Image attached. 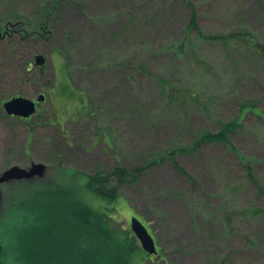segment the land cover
I'll return each instance as SVG.
<instances>
[{"label":"rangeland","instance_id":"374dc122","mask_svg":"<svg viewBox=\"0 0 264 264\" xmlns=\"http://www.w3.org/2000/svg\"><path fill=\"white\" fill-rule=\"evenodd\" d=\"M192 1L201 29L216 39L183 52L173 46L190 18L184 0H58L50 34L38 24L57 0H0V27L21 21L34 34L0 38L7 85L23 93L35 88V73L26 70L35 55L47 59L40 86L48 103L38 137L49 165L44 178L61 186L55 196L50 189L29 198L24 208L0 205L7 263L30 264L32 254H40L34 263L80 264L85 252L91 256L99 241L85 239L82 226L94 229L80 222L91 218L71 215L72 203L97 209V228L107 226L109 234L100 232L104 249L96 252L100 263L264 264V217L254 212L264 209V57L230 37L249 32L264 42V5ZM244 103L257 104L260 116L248 113L230 139L251 161L263 194L226 144L182 151L201 133L235 120ZM174 150L177 165L167 155ZM156 158L161 162L152 167ZM117 166L147 170L118 189L115 204L101 203L87 190L88 177ZM27 211L38 221L25 220ZM133 216L154 237L158 255L142 249L131 230ZM38 230L44 238L35 235ZM126 236L130 255L120 250Z\"/></svg>","mask_w":264,"mask_h":264},{"label":"flooded vegetation","instance_id":"af4514ba","mask_svg":"<svg viewBox=\"0 0 264 264\" xmlns=\"http://www.w3.org/2000/svg\"><path fill=\"white\" fill-rule=\"evenodd\" d=\"M6 30V25L3 28L0 27V38H6L7 36L11 37L13 35L22 34L23 32L21 26H15L14 24H10L8 32H6ZM23 39L25 38L23 37ZM38 55L39 54L34 56V60H32L30 64L31 68L26 70L27 72L35 73L32 79V84L36 86L35 88L28 87V91H26L27 93L12 90L7 85L9 78L6 77L7 75L5 73L0 72V178H2L7 171L14 167L21 168L27 173H30L38 164L46 165L47 169L42 174H35L24 178H15L0 183L1 207H14L17 209L24 208V205L27 204L29 198L44 197L45 192L50 189L53 190L55 196L57 192L59 193V188H61L60 184L48 180L46 181L44 178L49 165L46 164L42 159L38 135L41 133L44 127V118L46 112L45 105L48 103V95L45 93L44 87L40 86L46 66H36L35 60ZM19 98L34 103L35 112L31 116L22 117L8 113L6 104L14 99ZM20 179H31L34 181L30 183H28V181L20 182ZM13 180L17 181L15 185H7ZM24 217L27 221L29 218H31V222L38 221V216L31 213V211H27ZM53 234V232H49L47 238L50 239ZM35 235H37L39 238H44L45 231L38 230ZM84 238L88 239L89 242L99 241V245L97 244L96 249H104L101 246L103 245L102 239H104V237L100 232L85 230ZM29 253H32L31 250ZM32 255L33 256L31 258L30 264H36L34 262L37 259V255L40 254ZM85 255L87 258L88 254L86 252ZM7 256L8 249L0 240V264H9L7 263ZM27 259L28 258H26V260ZM80 264L86 263H83L81 260Z\"/></svg>","mask_w":264,"mask_h":264},{"label":"trees","instance_id":"16d2710c","mask_svg":"<svg viewBox=\"0 0 264 264\" xmlns=\"http://www.w3.org/2000/svg\"><path fill=\"white\" fill-rule=\"evenodd\" d=\"M184 1L186 2L188 6L190 18H189L187 29L184 34V38L181 40V42L173 46L175 51L181 50L183 52L189 49L188 46L191 47L197 41H213L216 39V37L214 36L206 35L201 29L199 25V21H198L199 14H198L197 6L195 5V3H193L192 0H184ZM259 2L262 5H264V0H259ZM57 4H58V0L56 3V6H54V8L52 7L53 9L51 8L50 10L49 8L48 9L45 8L46 13H45L44 19L38 24L39 26L38 28L41 29L43 34L51 33L49 30L50 28H49V22H48L49 15L50 13L53 14L54 10L57 9ZM10 24H14V22L7 20L5 23L6 28H7L6 32H8L10 28ZM23 24L24 23L20 21V22L15 23L14 25L22 26ZM22 31H23L22 37L24 38L28 37L29 35L33 33V32H28V28L26 26L22 28ZM230 37L233 38L234 40H238L246 44L247 49L251 52L252 55L254 56L261 55L262 57H264V42L259 40L258 37L254 36L253 34L249 32H242L239 34L231 35ZM143 67H145V65H143ZM68 68H69V65H68ZM164 81L165 80H162L161 82L163 83ZM167 85L169 84L166 82V86ZM257 106H258L257 104H250V103L242 104L240 114L235 120L228 122V123H223L218 132L201 133L199 135V138H197V140L195 141L194 145L191 148L183 149L182 151L184 152L198 151L201 148V146H203L206 143L226 144L227 146H229L232 152L235 153L239 157V159L245 164V167L248 172V178L258 186V189L261 191V194H263L262 187L259 186V184L257 183L258 182L257 177L255 175V171H254L251 161L241 155V153L233 146V144L231 143V139H230V135L236 130H238L240 127H242L243 121L246 118V115L248 113H254L255 115L260 116L256 112ZM167 155H169L170 158L173 159L174 164L177 165L176 157L178 153L174 150L171 154H167ZM160 162L161 160L156 158L151 162L150 165L154 167ZM146 170H147L146 167L127 169L124 167L117 166L114 169V171L109 174H105V175L96 174L91 177L89 176L87 180L86 188L91 193L96 195V197L101 201V203L105 202L107 205L115 204L117 200L119 199L118 189L121 186H129V185L135 184L138 178H140L145 173ZM96 210L97 209L95 208L91 209L87 206H84L83 204L79 205L78 207L75 204L73 207L71 203V207H70V213L73 216H77V215L81 217H84V215L90 216L91 222L89 220H84L83 218L82 219L83 222L80 221L81 223H84V225L85 223L91 224V227H92L91 229H94L93 231L101 232L104 234L108 233L107 226L106 228L105 227L97 228V226H100V223L102 221L100 220L101 215ZM112 210H114V208H110V211ZM254 212L256 213V215L264 217V209H255ZM93 224H94V227H93ZM82 228L84 230L86 229L90 230V228L88 227L82 226ZM129 240L130 239L126 236L124 240L125 243L121 245L122 249H120L122 254L128 253V255H130L131 253H133L132 241L129 242ZM96 252H101V250L99 251L98 249L96 250L92 249V253H91L92 255L88 256L85 260H82L83 263L85 262L86 264H116V258L107 259L100 263V259L103 260L102 258H100L101 253L97 254ZM123 264H129V263H127V261L124 260Z\"/></svg>","mask_w":264,"mask_h":264},{"label":"water","instance_id":"95a60500","mask_svg":"<svg viewBox=\"0 0 264 264\" xmlns=\"http://www.w3.org/2000/svg\"><path fill=\"white\" fill-rule=\"evenodd\" d=\"M46 63V58L42 55H38L35 60L36 66H43ZM6 109L11 115H18L22 117H29L35 112L34 103L25 99H14L6 104ZM47 169L44 164H38L35 168L27 173L21 168L14 167L7 171L2 178H0V183L8 181L15 178L29 177L35 174H42ZM131 230L135 237L139 240L143 250L149 255H157L158 250L156 246V241L154 237L149 232L148 228L142 221L134 216L131 218Z\"/></svg>","mask_w":264,"mask_h":264}]
</instances>
